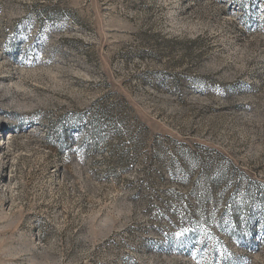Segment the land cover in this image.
<instances>
[{"label": "rangeland", "instance_id": "obj_1", "mask_svg": "<svg viewBox=\"0 0 264 264\" xmlns=\"http://www.w3.org/2000/svg\"><path fill=\"white\" fill-rule=\"evenodd\" d=\"M0 264H264V0H0Z\"/></svg>", "mask_w": 264, "mask_h": 264}]
</instances>
